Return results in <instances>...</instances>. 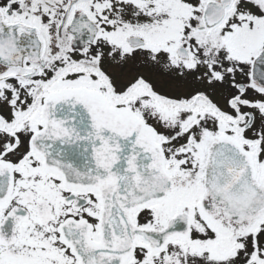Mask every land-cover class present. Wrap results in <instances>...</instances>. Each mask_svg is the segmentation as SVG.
I'll use <instances>...</instances> for the list:
<instances>
[{
    "label": "snow or ice",
    "instance_id": "obj_1",
    "mask_svg": "<svg viewBox=\"0 0 264 264\" xmlns=\"http://www.w3.org/2000/svg\"><path fill=\"white\" fill-rule=\"evenodd\" d=\"M0 264H264V0H0Z\"/></svg>",
    "mask_w": 264,
    "mask_h": 264
}]
</instances>
